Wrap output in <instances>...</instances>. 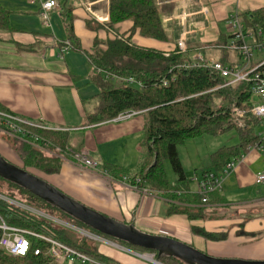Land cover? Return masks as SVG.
Masks as SVG:
<instances>
[{
	"label": "crops",
	"instance_id": "0c3cea01",
	"mask_svg": "<svg viewBox=\"0 0 264 264\" xmlns=\"http://www.w3.org/2000/svg\"><path fill=\"white\" fill-rule=\"evenodd\" d=\"M0 1L11 11L12 26L10 31H0V103L19 117L62 128L57 131L68 133V148L85 149L100 163L95 170L81 167L70 154H58L61 169L55 174H45L46 180L115 219L135 221L142 230L164 233L194 244L200 250L205 247V252L215 255L227 252L243 258H264V182L256 181L257 174L264 172V148L254 144L231 169L224 166L220 171L224 175L223 187L212 202L198 204L195 200L200 192L193 178L203 176L212 166L211 159L202 160L204 152H199V146H196L194 160L188 166L185 164L187 160L180 148L191 139L178 145L186 180L177 182L176 174L173 182L168 175L179 190L145 192L132 186L124 177L136 175L143 159L145 114L122 121H91L99 105L100 87L98 71L87 53L94 49L97 39L106 42L117 34L127 33L133 22L125 20L108 26L109 0H59L60 6L51 11L47 22L37 0ZM156 1L167 39L145 37L136 32L132 43L169 50L184 37L186 56L191 60L203 53L207 59L224 60L227 64L238 62L237 52L227 46L233 31L229 22L231 15L264 4V0ZM68 39L81 50L75 47L63 50V42ZM16 137L25 143L32 139L28 135ZM33 146L39 147V144ZM186 151L189 153L188 148ZM0 153L21 165L22 159L20 156L15 159L7 144L0 143ZM108 165L118 169L107 168ZM166 170L168 172V168ZM174 207H189L194 214L206 217L190 219L187 213L170 214ZM192 226L224 232L227 237L206 239L193 232ZM232 247L239 249L230 251ZM124 252L111 250L108 253L124 264H151Z\"/></svg>",
	"mask_w": 264,
	"mask_h": 264
},
{
	"label": "trees",
	"instance_id": "16d2710c",
	"mask_svg": "<svg viewBox=\"0 0 264 264\" xmlns=\"http://www.w3.org/2000/svg\"><path fill=\"white\" fill-rule=\"evenodd\" d=\"M108 13L106 24L110 27L125 20H131L133 25L127 31L128 34L124 33L122 36L107 40L106 48H103L101 41L97 39L94 49L87 53L93 67L98 71L97 82L100 87L99 105L95 115L90 119L94 122L111 120L126 110H137L145 114L143 159L136 175L130 177L138 189L179 190L169 180L165 160L170 161L173 171L177 174V182L186 180L178 145L189 139L204 134L218 136L230 130L237 131L239 141L236 144L223 145L210 153L212 166L210 171L215 173H219L230 159L247 152L249 146L261 142L256 133L260 121L250 111V83L225 86L220 75L210 67L192 65V60L185 57L186 53L180 52L178 48L164 51L132 43V36L136 32L145 37L167 39L168 35L156 0H109ZM239 15L246 27L253 32L260 26L264 27V4ZM10 16L11 11L0 1V31L12 30ZM73 37L70 36L71 39ZM73 47L81 50L78 44L73 43ZM184 63L191 65L179 67ZM113 76L124 78L133 76L140 85L127 82L117 84V79ZM233 108L244 110L245 114L238 118ZM0 111L9 112L1 103ZM31 130L40 138L55 145H60L64 149L69 147L67 132L41 128ZM21 143L17 150L24 163L23 168L45 179V174L60 171L62 160L59 156L49 154L29 143ZM107 168L118 169L113 165H108ZM0 178V192L7 196L19 198L40 211L51 213L58 219L132 250L157 253L155 250L136 246L100 232L53 207L31 191ZM216 192L200 193L195 200L198 204L212 202ZM204 198H207L206 202L203 201ZM174 212L187 213L190 219L206 217L205 214L200 216L198 213L194 214L189 207H174L170 214ZM0 213L11 225L52 236L99 262L124 264L108 253L111 250L124 251L89 238L75 229L50 223L37 214L8 204H0ZM192 231L210 240H223L227 237L224 232L207 231L204 227L192 226ZM36 246L42 249L38 255L33 251L27 255H11L0 248V264H61L48 252V243L36 241L34 247ZM160 261L165 264H186L176 257H162Z\"/></svg>",
	"mask_w": 264,
	"mask_h": 264
},
{
	"label": "built area",
	"instance_id": "2783aa9c",
	"mask_svg": "<svg viewBox=\"0 0 264 264\" xmlns=\"http://www.w3.org/2000/svg\"><path fill=\"white\" fill-rule=\"evenodd\" d=\"M37 1H39L41 4V15L46 22L49 20L51 11L60 6L59 0ZM229 22L232 26L233 31L231 34V40L228 42L227 46L237 52L239 57L238 62L234 64H227L215 58L207 59L205 58L203 53H198L194 56L192 60V65L199 67H210L214 72H216L223 78L225 86L238 85L242 82L250 83V111L259 119V124H261L264 128V59L256 58L257 53H261L264 51V27H258L256 32L249 30L248 27H246L245 23L242 21L239 13L231 15ZM62 47L63 50L73 48V43L70 39H68L63 42ZM173 48H178L180 52L186 53L187 46L185 43V38L182 37L178 41L177 45H175V47ZM190 65V63H184V65H179V67H188ZM113 77L117 79L118 84L122 82H127L129 84L140 85V83H138V81L133 76H130L128 78L117 76ZM233 111L238 118L242 117L245 114L244 110H239L238 108H233ZM138 113L139 111L137 110L122 111L117 115V117L114 118V120L122 121ZM0 128L3 131L11 134L31 136L32 139L35 140L39 144V147H41V149L43 150L51 151L53 150L52 148H54L56 150L54 152L57 154H70L72 160L75 163L79 164L81 167H87L95 170L99 168V161L95 158L90 157L85 149H80L78 151H74L70 148L64 149L59 145L53 144L49 140L40 138L38 135H35L30 129L41 128L47 130H60L62 129L60 127H52L51 125H48L47 123L41 121H29L13 113L0 111ZM256 133L260 137L261 142L256 143L255 146L264 148V130L263 132L258 133L256 128ZM251 147H253V145L249 148ZM242 157H244V154L230 159L226 164L228 169H231L235 165V162ZM124 179L125 181L131 183L132 186L137 187L134 183H132L129 176L124 177ZM193 179L196 181L198 191L200 193H210L222 189L224 175L221 172L215 173L214 171L209 170L206 171L201 177L195 175ZM137 181H139V178L137 179ZM256 181L257 183L264 182V172L257 174ZM203 201L206 202L207 198H204ZM0 204H8L11 207H18L24 209L28 212L37 214L45 218L51 223H56L62 226H67L69 228L75 229L76 231L80 232L81 234L87 237H89L90 234H94L80 227L72 225L64 220L46 214L26 204L18 198L9 197L1 192ZM85 232H87L88 234H86ZM91 237L93 236H90V238ZM100 238H102V242L108 243L109 245H111L110 243L116 245V242L114 243L113 241L105 239L103 237ZM92 239L100 240L96 237H93ZM36 241H43L48 243V252L56 259V261L61 264H66V261H70V264L74 261H80L81 263L89 262L94 264L101 263L88 256L87 254H84L83 252L72 248L71 246L52 236L46 235L42 232H38L32 229L11 225L5 221V219L0 213V248L2 250L11 255H27L31 251H33L35 255H38L41 253L42 249L40 246L34 247ZM147 259L155 261V258Z\"/></svg>",
	"mask_w": 264,
	"mask_h": 264
},
{
	"label": "water",
	"instance_id": "95a60500",
	"mask_svg": "<svg viewBox=\"0 0 264 264\" xmlns=\"http://www.w3.org/2000/svg\"><path fill=\"white\" fill-rule=\"evenodd\" d=\"M0 177L23 187L72 218L127 243L157 252L154 264L162 257H176L186 264H264V260L218 257L175 237L144 231L135 221L124 222L88 206L48 180L9 161L0 153ZM138 256H141L137 253Z\"/></svg>",
	"mask_w": 264,
	"mask_h": 264
},
{
	"label": "rangeland",
	"instance_id": "374dc122",
	"mask_svg": "<svg viewBox=\"0 0 264 264\" xmlns=\"http://www.w3.org/2000/svg\"><path fill=\"white\" fill-rule=\"evenodd\" d=\"M119 35L120 36H122V34H117L116 36H115V38L116 37H119ZM101 45L103 46V48H106L107 47V45L105 44V42H101ZM170 50H174V48H172V49H169V51ZM164 51H166V50H164ZM185 57H186V55H185ZM256 58H259V59H264V51L263 52H261V53H257V56H256ZM218 60V59H217ZM236 60H239V57L238 56H236ZM117 84H118V82H117ZM257 128V132L258 133H261V132H263V130H264V128H263V126L261 125V124H258V126L256 127ZM32 131V130H31ZM2 133V134H1ZM35 135H37L35 132H33ZM31 139V138H30ZM14 140L16 141L15 143H14ZM29 141V143H31V144H33V145H36L37 146V142L36 141H34L33 139H31V140H28ZM239 141V135H238V133H237V131L236 130H230V131H227V132H225V133H223V134H220V135H218V136H213V135H210V134H204V135H202V136H199V137H197V138H195V139H191V140H189L187 143H186V146L185 147H183V148H180V151L182 152V154H183V158H184V160L186 161V165L188 166V163H190L191 161H193L194 160V157H195V149L197 148L196 146H199V148H200V150H199V152H204V155H202V160L204 161V162H206V161H209L210 160V157H209V154H208V152H213V151H215V150H217L219 147H221V146H223V145H231V144H236L237 142ZM0 143H4V144H7L10 148H11V150L13 151V153L14 154H11V155H16L15 156V159H17V156L19 157V155H18V150H17V147L19 146L20 147V145L22 144L19 140H18V137H16V135L15 134H11V133H8V132H5V131H3L1 128H0ZM15 146V148H14V146L12 145V144ZM60 146V145H59ZM37 148H40L41 149V147H38L37 146ZM186 148H188L189 149V153L186 151ZM53 150H51V151H46V150H44L45 152H48L49 154H52V155H57L58 156V154L57 153H55L54 151H56L54 148H52ZM43 150V149H42ZM7 154V153H6ZM192 156V158L191 159H189V156ZM20 164H21V167H23L24 166V163H23V161L22 160H20ZM165 166H166V168H168V175L170 176V179L174 182V177H175V172L173 171V168H172V166H171V163H170V161L168 160V159H166L165 160ZM31 171H32V169H30ZM195 181V180H194ZM196 182V181H195ZM0 183H1V178H0ZM197 184V183H196ZM144 190V189H143ZM63 191V190H62ZM145 192H147L148 190H144ZM10 197V196H9ZM19 199V198H18ZM19 200H21V199H19ZM23 201V200H22ZM8 203V202H7ZM42 211V210H41ZM42 212H44V211H42ZM44 213H46V214H49V213H47V212H44ZM49 215H51V216H53L51 213L49 214ZM51 219H53V218H51ZM78 230V229H77ZM145 231V230H144ZM86 234H88L87 232H85ZM158 234H164V233H158ZM90 236H93V237H96L97 239H102V238H100V236H96V235H94V234H90L89 235V238H90ZM93 237H91V238H93ZM102 241V240H101ZM115 243V242H114ZM108 244V243H107ZM111 244V246H113V247H116L117 249H119V250H122V251H125V252H127V253H130V255H134L135 257H140V259L141 258H143V259H146V260H148L149 261V263H151V264H154V263H152V261L151 260H149V259H147L146 257H147V255L148 254H155V255H153L154 256V258L156 257V255H157V253H143V252H140V251H137V250H132V249H127L128 247H126V246H123V245H120V244H118V243H116V245H114V244H112V243H110ZM193 246H195L194 244H193ZM196 247V246H195ZM238 248V247H237ZM236 247H232V249L230 250V251H233V250H235V251H237L238 249H237ZM201 250H206L205 249V247H203V249H201ZM139 253L140 255H142V256H138L137 255V253ZM210 253V252H209ZM211 255H215L214 253L212 254V253H210ZM219 254H226V255H215V256H218V257H229V258H242V259H251V260H262V259H264V258H243V257H239V256H233L232 254H229V253H227V252H225V253H219ZM66 264H70V261H66ZM71 264H89V262L88 263H81L80 261H74V262H72ZM99 264H108V263H99ZM165 264V263H164Z\"/></svg>",
	"mask_w": 264,
	"mask_h": 264
},
{
	"label": "bare ground",
	"instance_id": "6f19581e",
	"mask_svg": "<svg viewBox=\"0 0 264 264\" xmlns=\"http://www.w3.org/2000/svg\"><path fill=\"white\" fill-rule=\"evenodd\" d=\"M50 223H51V222H50ZM147 258L154 259V257H153L152 254H148V255H147Z\"/></svg>",
	"mask_w": 264,
	"mask_h": 264
}]
</instances>
